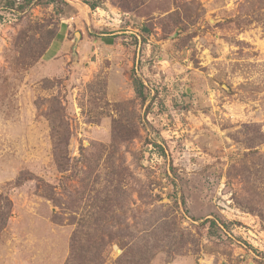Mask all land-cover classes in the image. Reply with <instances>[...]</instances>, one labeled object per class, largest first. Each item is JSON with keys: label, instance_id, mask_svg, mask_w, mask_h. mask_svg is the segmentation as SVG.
<instances>
[{"label": "rangeland", "instance_id": "374dc122", "mask_svg": "<svg viewBox=\"0 0 264 264\" xmlns=\"http://www.w3.org/2000/svg\"><path fill=\"white\" fill-rule=\"evenodd\" d=\"M0 264H264V0H0Z\"/></svg>", "mask_w": 264, "mask_h": 264}, {"label": "trees", "instance_id": "16d2710c", "mask_svg": "<svg viewBox=\"0 0 264 264\" xmlns=\"http://www.w3.org/2000/svg\"><path fill=\"white\" fill-rule=\"evenodd\" d=\"M134 85H135V87H137V86H136V83H134ZM137 93L140 95L141 92L137 89ZM210 223H211L212 225H214L213 221H210Z\"/></svg>", "mask_w": 264, "mask_h": 264}]
</instances>
